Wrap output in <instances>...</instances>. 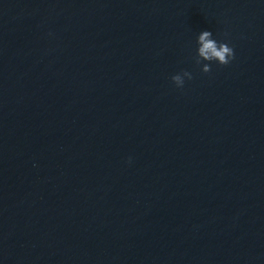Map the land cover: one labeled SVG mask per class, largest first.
Segmentation results:
<instances>
[{
  "label": "water",
  "instance_id": "1",
  "mask_svg": "<svg viewBox=\"0 0 264 264\" xmlns=\"http://www.w3.org/2000/svg\"><path fill=\"white\" fill-rule=\"evenodd\" d=\"M0 264H264V0H0Z\"/></svg>",
  "mask_w": 264,
  "mask_h": 264
},
{
  "label": "clouds",
  "instance_id": "2",
  "mask_svg": "<svg viewBox=\"0 0 264 264\" xmlns=\"http://www.w3.org/2000/svg\"><path fill=\"white\" fill-rule=\"evenodd\" d=\"M234 57V47L228 41L218 39L211 29H201L196 33L194 60L201 66L202 71H210L213 62L229 64ZM192 78L193 73L188 69H182L171 76V80L178 88L184 86L186 79Z\"/></svg>",
  "mask_w": 264,
  "mask_h": 264
}]
</instances>
